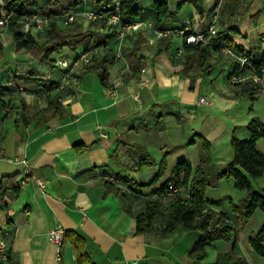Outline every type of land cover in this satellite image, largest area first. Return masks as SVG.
<instances>
[{
    "label": "crops",
    "instance_id": "1",
    "mask_svg": "<svg viewBox=\"0 0 264 264\" xmlns=\"http://www.w3.org/2000/svg\"><path fill=\"white\" fill-rule=\"evenodd\" d=\"M216 1L203 0L205 9L212 8ZM223 1L227 9L237 1L239 9L245 10L235 26L238 33L228 37L246 49L264 50V0ZM167 2L173 16L161 26H180L185 18L195 17L191 3ZM137 6L151 9L152 0H137ZM89 8H93L90 0H85L79 10ZM140 32L146 38L138 52L146 59L145 72L133 75L128 63L134 41L114 38L112 44L116 53L120 47L121 55L108 65L109 86L99 82L98 74L82 72L78 83L60 94L63 97L60 113L50 109L41 117L35 115L48 106L43 90L35 82L20 79L23 85L30 84L31 87H26L31 94L15 95L10 115L0 119V178L21 174L19 195L9 202L8 209H0V227H8L11 234L8 242L13 264H58L59 249L48 237L58 224L85 238V250L94 264L200 263L190 254L199 232L178 228L167 237L157 235L170 215L173 193L160 199L161 210L152 233L137 234V215L158 197L162 186L173 181L179 161L185 159L193 168L199 165L200 146L191 143L196 135L211 142L215 163H229L233 159V131L241 129V135L236 136L248 138L247 124L251 118L257 116L264 122V98L252 102L250 97L236 96L238 87L229 80L235 69L232 59L225 57L211 75L194 79L200 70H191L189 76H184L180 73L182 60L174 56V51L184 44L182 37L177 36L169 51L158 53L157 42H148L147 33ZM12 40L4 48L5 56L22 60L13 51L16 42ZM66 53L72 54L69 50ZM28 54L19 55L27 58ZM16 66L17 62L0 64V80L8 78V72L15 71ZM146 78L149 81L141 85ZM115 89L121 94L117 100L110 94ZM37 97L39 100L34 101ZM201 97H205L202 103ZM258 100L259 105H255ZM80 143L87 148L78 152L74 146ZM136 145L145 147L157 164L138 168L140 155ZM219 145H225L226 149ZM257 146L264 152V137ZM164 158L165 172L152 184L129 186L122 182L116 184L121 187L120 193L107 191V174L149 183ZM37 178L46 181L45 190L38 186ZM253 184L264 187V174L254 179ZM243 193L232 180L213 178L207 188V204L216 213H229V198L238 202ZM263 224L264 212L257 210L240 226L238 249L243 255L255 259L249 239ZM232 246L226 240L216 241L200 264L213 262L219 254L230 252ZM60 253V264H79L69 239H65Z\"/></svg>",
    "mask_w": 264,
    "mask_h": 264
},
{
    "label": "trees",
    "instance_id": "2",
    "mask_svg": "<svg viewBox=\"0 0 264 264\" xmlns=\"http://www.w3.org/2000/svg\"><path fill=\"white\" fill-rule=\"evenodd\" d=\"M186 2L194 6L195 17L193 16V20L192 17L188 18L192 21L193 32L198 33L202 30L201 28L205 27L207 16L216 7L218 0L209 10L205 9L203 0H183V4ZM83 4H85V0H6L5 8L11 13V16L5 33L10 32L13 35L19 52L30 53L32 57H39L41 63L48 67L45 72L36 68H28V70L24 71L21 65V68H16L15 71L10 73L15 80H32L37 86L42 88L48 106L38 111L35 114L37 116L41 117V114L50 109H54L55 112L59 113L63 110V104L60 100L62 96L60 94L64 89L61 93L55 91L57 81L52 77V74L55 61L60 56L68 55L66 53L68 50L72 53H77L80 48H89L91 45L97 47L98 51L93 53L92 59L85 67L83 73H96L101 83L109 86L108 65L113 64L117 59L115 45L112 44L115 33H103L100 31L101 24L96 21L84 27L79 18H77L71 25L65 26L62 22L63 19L56 17L68 11L82 12L88 10H79V7ZM111 4V0H90V5L93 8L89 9L109 12L112 10ZM239 7V2L235 1L227 9L224 1L222 2L218 31L208 43L188 44L182 37L184 39L182 46L184 54L181 58H178L182 60L181 74L189 76L191 70H200L194 76V79L211 75L216 66L225 57H228L234 61L235 67L230 77L233 73L247 71L249 68L255 73L264 76V50L246 49L228 37V34L238 33L235 26L245 11L240 10ZM1 10L2 7L0 5V16ZM148 12H151V14H148ZM31 13L43 14L50 18L45 30L35 32L32 30L26 31L23 28V17ZM120 14L125 21H132L136 18L147 21L152 20L157 28H165L161 26L162 23L173 16L167 0H152V8L146 10L137 6V0H120ZM183 24L184 20L180 26L169 28H180ZM174 36L176 35L161 38L157 41L158 53L171 49ZM129 38L134 41V45L129 50L128 63L132 74L135 75L142 72L146 64L145 57L138 55L146 38L140 31ZM223 46L229 47L238 55L245 56L248 63L241 67L237 60L223 53ZM3 48L0 39V53ZM179 48L174 51V56ZM56 54L58 56H55ZM10 74H8V78L0 80V119L10 115L13 95H19V93H15L16 89L14 87L5 84ZM234 84L235 87H238L236 96L250 97L252 102L257 98V93L262 88L252 79ZM22 103L25 105L23 100ZM247 129L250 134L248 138H239L236 134H233L231 139L233 159L225 165L217 164L213 161L211 142L201 135H196L191 143L199 144L202 154L201 162L193 168L187 160L183 159L179 161L175 169V178L181 170H184V178L180 183L186 186L190 196L173 192L170 190L169 184L162 186V191L159 192L158 197L148 202L144 211L137 215V234L153 232L154 224L161 210L160 199L167 193H173L175 197L170 207V215L165 222L164 228L157 233L158 236L167 237L178 228H183L187 232H199L200 236L190 251V254L196 260L205 259L208 256V248L214 247L216 241L226 240L232 242L231 251L219 254L213 262L208 264H249L247 258L238 249L239 228L247 223L257 210L264 212V187L257 188L253 184L254 179L260 178L264 174V152L257 146L258 140L264 137V122L259 117L254 116L247 124ZM121 145L126 147L124 142H121ZM74 148L81 152L87 148V145L80 143L75 145ZM136 148L140 155L138 168L143 169L157 164L155 158L145 147L136 145ZM165 169L166 158L159 163L158 173L149 183H138L131 178L114 175L121 181V184L123 182L129 186H147L158 180L164 174ZM213 178L232 180L235 188L244 192L238 202L230 201L229 213H216L213 210L211 212L205 210L208 205L206 199L207 188L211 185ZM116 184L106 179L107 191L120 193L121 187ZM20 188L21 174L16 173L0 178V209L9 208V202L17 198ZM162 194L164 195L163 197L161 196ZM65 239H69L73 244L79 264H94L85 250L86 241L82 235L75 231H66ZM249 243L255 253L264 258V224L256 234L250 237ZM9 259L11 264H13L11 247H9Z\"/></svg>",
    "mask_w": 264,
    "mask_h": 264
},
{
    "label": "built area",
    "instance_id": "3",
    "mask_svg": "<svg viewBox=\"0 0 264 264\" xmlns=\"http://www.w3.org/2000/svg\"><path fill=\"white\" fill-rule=\"evenodd\" d=\"M222 0H218L216 7L207 16L206 25L198 33L193 32L192 21L190 18L184 19V24L180 28H157L153 23L147 20H142L141 18H136L132 21H125L122 19L120 14V0H112L111 11L104 12L98 11L96 9H88L82 12L68 11L60 17L63 19V24L65 26L71 25L75 19L83 20L86 23L98 22L101 24L100 31L103 33H115V39L126 40L130 36L134 35L138 31H144L147 33V40L150 43H155L161 38H165L171 35H176L183 37L188 44L197 43H208L213 35L218 31V23L221 19L220 9ZM0 5L2 7L0 16V39L4 36L5 29L9 22L11 13L5 8L6 0H0ZM214 6V5H213ZM50 18L46 15L39 13H31L23 17L22 26L26 31L32 30L35 32H41L45 30L49 24ZM87 23V24H88ZM97 47L83 48L81 52L74 53L72 55H63L57 58L55 61V67L53 70V78L57 81L55 91L61 93V91L68 87H74L78 83L79 75L85 70V67L90 63L93 53L97 52ZM223 53L237 60L241 67L248 63L245 56L236 54L232 49L227 46L222 47ZM184 54V48L180 47L175 56L176 58H181ZM117 58L120 57V47L118 48ZM250 72L249 73H247ZM247 71H238L233 73L230 77L231 83L244 82L252 79L255 83L259 84L262 88L257 93L260 95L264 92V76L255 73L251 68ZM145 72L143 68L142 73ZM149 79H143L141 85L146 84ZM5 84L16 89L15 93H23L26 91L24 87L18 85L15 81L7 79ZM111 96L116 100L121 97L118 90L111 91ZM138 98V94H135ZM38 99V97H37ZM39 100V99H38ZM63 101V97L60 98ZM205 97H201L199 102H204ZM184 170H181L177 175L175 180L169 185L170 190L176 193H184L186 196H190L186 186L182 185L180 182L184 178ZM107 180L121 185V181L114 174H107L105 177ZM36 182L40 188L45 190L47 185L46 181L42 178H37ZM164 196L163 194L161 195ZM206 211L211 212L212 209L209 205L205 208ZM66 229L62 224L54 226L48 233L49 241L54 243L58 247L57 262L60 264L62 261V256L60 249L66 238ZM11 237L8 227H0V264H11L9 259V242L8 239Z\"/></svg>",
    "mask_w": 264,
    "mask_h": 264
},
{
    "label": "rangeland",
    "instance_id": "4",
    "mask_svg": "<svg viewBox=\"0 0 264 264\" xmlns=\"http://www.w3.org/2000/svg\"><path fill=\"white\" fill-rule=\"evenodd\" d=\"M80 21L82 22V24H83V26L84 27H87V23L85 22V21H83V20H81L80 19ZM89 24V23H88ZM12 34H11V36H8V33H4V36L2 37V39H1V41H2V44H3V47L4 48H6V47H8V45H9V43L10 42H13V40H12ZM176 38L178 39V37L177 36H174V39H173V41L174 40H176ZM90 47H92V45L90 46ZM3 48V50H2V52L0 53V64H6V65H9V64H12V65H14L16 62H17V66H16V68H19L21 65L23 66V68H24V71L25 70H28V68H36L37 70H39V71H42V72H45L47 69H48V67L46 66V65H44L43 63H41V61H40V58L39 57H32L31 56V54L29 53L26 57L27 58H24L23 56L21 57L19 54L20 53H25V52H19L18 50H17V45L16 46H14V48H13V51L14 52H16V53H18V57H20V59H22V60H17V58L16 59H13V58H6V56H5V51H6V49H4ZM82 49L83 48H80L79 50H78V52H81L82 51ZM72 54H74V53H72ZM71 54V55H72ZM61 55H63V54H61ZM66 55V54H65ZM55 56H58L57 54L55 55ZM15 57H17V56H15ZM23 59H28L27 61H23ZM21 68V67H20ZM9 74H10V72H8ZM12 73V72H11ZM53 75V74H52ZM53 77V76H52ZM9 80H12V81H15L18 85H20V86H22V87H24L25 88V90L26 91H23V93H21V94H23V95H25V97L26 96H29L31 93L29 92V90L27 89V87L29 88V87H31L30 86V84H26V86L25 85H23L22 83H20V79L19 80H15V79H13V77H11V74H10V76H9ZM27 82H33L32 80H26ZM99 82H100V80H99ZM17 95V94H16ZM33 96V95H32ZM13 97H16L15 95H13ZM34 97V96H33ZM257 98H264V94H262V96L261 95H259ZM256 98V99H257ZM255 99V100H256ZM34 100V99H33ZM36 100H38L37 98H35V100L34 101H36ZM255 100H254V102H255ZM259 100L256 102V104L255 105H259ZM250 108H252V106L250 105ZM233 133L234 134H237V136H240L241 135V129H238L236 132H234L233 131ZM233 136V135H232ZM232 136H231V139H232ZM244 139V138H243ZM223 143V141H221V144ZM220 146V145H219ZM220 147H222L224 150L226 149V147H225V145H223V146H220ZM225 191H228L229 189H228V187L227 186H225ZM231 200H230V198H229V202H230ZM250 247V246H249ZM251 249V248H250ZM253 255H255V259H252V258H250L249 257V255H244L245 257H247V260L249 261L250 260V263H252V264H262V263H264V258L263 257H261V256H259L257 253H255V251L253 250ZM206 259V258H205ZM205 259H203V260H205ZM196 260V259H195ZM203 260H198V261H200V263L203 261ZM199 263V264H200Z\"/></svg>",
    "mask_w": 264,
    "mask_h": 264
}]
</instances>
